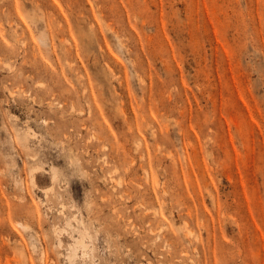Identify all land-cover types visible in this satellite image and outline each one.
Returning <instances> with one entry per match:
<instances>
[{"label":"rangeland","instance_id":"rangeland-1","mask_svg":"<svg viewBox=\"0 0 264 264\" xmlns=\"http://www.w3.org/2000/svg\"><path fill=\"white\" fill-rule=\"evenodd\" d=\"M0 264H264V0H0Z\"/></svg>","mask_w":264,"mask_h":264},{"label":"bare ground","instance_id":"bare-ground-1","mask_svg":"<svg viewBox=\"0 0 264 264\" xmlns=\"http://www.w3.org/2000/svg\"><path fill=\"white\" fill-rule=\"evenodd\" d=\"M22 44H23V42H22ZM25 50H26V49H25ZM26 51H27V50H26ZM26 51H25V52H26ZM54 179H55V175L53 174L52 177H51V181L53 182ZM32 182H34V180H33ZM33 184H34V183H33ZM49 190H51V188H50ZM77 242H78L77 244H79V245L82 247V242L79 241V240H78ZM83 245H84V244H83ZM84 247H85V246H84Z\"/></svg>","mask_w":264,"mask_h":264}]
</instances>
